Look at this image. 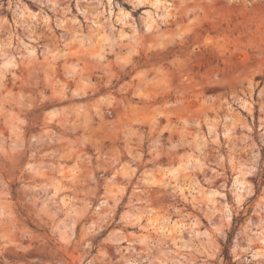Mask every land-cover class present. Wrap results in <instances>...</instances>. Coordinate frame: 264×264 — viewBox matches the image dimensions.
Returning a JSON list of instances; mask_svg holds the SVG:
<instances>
[{
	"label": "rangeland",
	"instance_id": "rangeland-1",
	"mask_svg": "<svg viewBox=\"0 0 264 264\" xmlns=\"http://www.w3.org/2000/svg\"><path fill=\"white\" fill-rule=\"evenodd\" d=\"M0 264H264V0H0Z\"/></svg>",
	"mask_w": 264,
	"mask_h": 264
},
{
	"label": "bare ground",
	"instance_id": "bare-ground-1",
	"mask_svg": "<svg viewBox=\"0 0 264 264\" xmlns=\"http://www.w3.org/2000/svg\"><path fill=\"white\" fill-rule=\"evenodd\" d=\"M146 29L147 30H150V25H146ZM239 184H241V181L236 179L235 180V186H236V191H237V198L240 199L241 198V195H240V188H239Z\"/></svg>",
	"mask_w": 264,
	"mask_h": 264
},
{
	"label": "trees",
	"instance_id": "trees-1",
	"mask_svg": "<svg viewBox=\"0 0 264 264\" xmlns=\"http://www.w3.org/2000/svg\"><path fill=\"white\" fill-rule=\"evenodd\" d=\"M229 238H231V237H229ZM227 242H229V240ZM224 252L226 253V250Z\"/></svg>",
	"mask_w": 264,
	"mask_h": 264
},
{
	"label": "crops",
	"instance_id": "crops-1",
	"mask_svg": "<svg viewBox=\"0 0 264 264\" xmlns=\"http://www.w3.org/2000/svg\"><path fill=\"white\" fill-rule=\"evenodd\" d=\"M176 168V167H175Z\"/></svg>",
	"mask_w": 264,
	"mask_h": 264
}]
</instances>
